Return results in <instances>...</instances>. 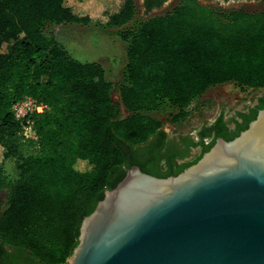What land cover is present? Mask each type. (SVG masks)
I'll use <instances>...</instances> for the list:
<instances>
[{
	"label": "trees",
	"instance_id": "obj_1",
	"mask_svg": "<svg viewBox=\"0 0 264 264\" xmlns=\"http://www.w3.org/2000/svg\"><path fill=\"white\" fill-rule=\"evenodd\" d=\"M136 14L135 0H0V194L6 193L0 246L16 252L11 259L1 254L0 264H67L84 218L129 169L177 176L216 138L239 136L264 108V10L183 0L122 31L128 49L120 102L101 64L75 60L46 30L51 24L123 28ZM225 84L263 92L252 117L238 113L243 121H234L231 137L219 131L179 166L163 169L137 156L142 145L165 136L151 113L171 107L178 111L173 120L181 121L194 101ZM25 97L49 108L33 117L37 141L24 137L12 112Z\"/></svg>",
	"mask_w": 264,
	"mask_h": 264
},
{
	"label": "water",
	"instance_id": "obj_2",
	"mask_svg": "<svg viewBox=\"0 0 264 264\" xmlns=\"http://www.w3.org/2000/svg\"><path fill=\"white\" fill-rule=\"evenodd\" d=\"M135 3L142 17L160 12L146 14ZM261 94L229 117L231 95L219 96L217 116L180 135H196L219 115L229 121ZM67 264H264V108L239 136L217 139L177 176L129 169L84 218Z\"/></svg>",
	"mask_w": 264,
	"mask_h": 264
},
{
	"label": "rangeland",
	"instance_id": "obj_3",
	"mask_svg": "<svg viewBox=\"0 0 264 264\" xmlns=\"http://www.w3.org/2000/svg\"><path fill=\"white\" fill-rule=\"evenodd\" d=\"M171 10L172 9L162 10L146 17H142L137 13L135 19L123 28L66 24L57 26L51 24L48 25L46 30L56 36L57 40L65 46L75 60L101 64L106 71L107 80L115 86L113 99L116 102H120L118 90L120 86L125 83L124 70L127 64L128 49V44L121 40L120 33L127 29H134L141 22L155 16L164 15ZM262 10H264V3H261L257 8L251 7L248 11L254 12ZM256 92L242 91L235 84H225L210 89L207 93L194 101L186 109V117L181 121L176 122L173 120L178 111L167 106L158 112L151 113L150 116L159 120L163 126H168L171 129V135H180L190 129L200 126L206 120L214 119L218 113L219 106L217 98L219 96L231 95L225 115V117H229ZM128 115L129 113L123 108V116L127 117ZM192 136L194 137L195 135ZM199 153L200 150L196 148L191 152V156L187 161L193 160ZM7 169L10 171L12 165L7 164Z\"/></svg>",
	"mask_w": 264,
	"mask_h": 264
},
{
	"label": "flooded vegetation",
	"instance_id": "obj_4",
	"mask_svg": "<svg viewBox=\"0 0 264 264\" xmlns=\"http://www.w3.org/2000/svg\"><path fill=\"white\" fill-rule=\"evenodd\" d=\"M183 0H141V6L142 9L146 14H150L155 11H161V10H168L173 9L177 5H179ZM200 3H208L209 5L213 6V4L220 3V8L225 10H243L248 11L251 7L257 8L261 3H264V0H198ZM217 6V5H214ZM218 7V6H217ZM250 12V11H249ZM264 92V91H263ZM262 92V94H263ZM260 95L257 97L256 102L248 107L244 111L247 116L252 117L253 113L251 112L253 109H256L255 106L259 105V99L263 95ZM238 115V113L235 115V117ZM222 117V115H219L211 124L205 125L199 131L197 134L193 136L189 135H170L168 132H166L164 129L165 136H157L148 143L142 145L137 152V156L141 160H146L147 162H150L152 164H155L159 168H165L166 166L176 165L179 166L181 164H184L187 162L188 158L190 157V154L193 150L196 148L200 150L199 155L201 152L206 148V146H209L216 134L220 131L222 134L226 135L228 138L231 137L235 130H236V123L235 120L243 121L242 116L240 114L235 118L232 117L229 121H226L224 119V124L218 122L219 118ZM212 127V131H207L206 129H209ZM212 135V136H207ZM224 140H227L224 137H219ZM216 138L215 142L217 141ZM198 155V156H199ZM2 202V201H1ZM1 204V203H0ZM7 256L9 259H11L13 256L16 257V252L9 249L4 248L0 246V255ZM22 261V258H18ZM26 262V259L23 260Z\"/></svg>",
	"mask_w": 264,
	"mask_h": 264
},
{
	"label": "built area",
	"instance_id": "obj_5",
	"mask_svg": "<svg viewBox=\"0 0 264 264\" xmlns=\"http://www.w3.org/2000/svg\"><path fill=\"white\" fill-rule=\"evenodd\" d=\"M202 4L206 5L205 3ZM48 109L47 105L39 103L32 97H25L14 104L12 112L15 119L20 123L26 139L37 141L38 136L33 117L37 114H43Z\"/></svg>",
	"mask_w": 264,
	"mask_h": 264
}]
</instances>
